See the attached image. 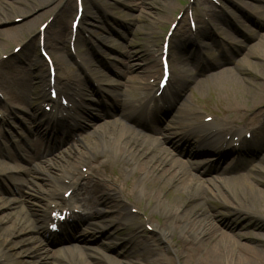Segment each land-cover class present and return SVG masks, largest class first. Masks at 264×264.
Here are the masks:
<instances>
[{
	"label": "bare ground",
	"instance_id": "bare-ground-1",
	"mask_svg": "<svg viewBox=\"0 0 264 264\" xmlns=\"http://www.w3.org/2000/svg\"><path fill=\"white\" fill-rule=\"evenodd\" d=\"M53 1L0 0V22L10 20L13 15L21 18L18 24L0 30V54L6 53L7 46L4 45H8L9 42H16L24 52L23 57L10 54L7 58L10 60L12 57L13 61H9L7 67L9 70L6 74L0 76V88L3 89L6 101L0 100V106L9 104L24 109L31 119L33 128L43 121L52 124L50 130L53 132V137L49 144L59 137V132L56 131L58 124H62L64 129H69L77 124L73 116L75 111L72 112V110L74 108L75 110H82L83 101L86 99L85 88L82 86L81 80L69 76V71L72 69L64 66L66 61L61 57V52H65L67 56L71 55L67 47V43L70 41V27H67V22L64 19L61 18L59 21L58 12L55 14L59 21L57 30L52 34L45 33L43 41L44 47L55 57L56 68L53 86L48 80L47 62L41 55L35 54V46H38L39 40L34 21L37 16L51 15L56 6L48 7L32 19H27V14H32L31 11L37 8L47 7ZM260 1L264 2V0ZM60 2H62L59 9L61 15L67 14L71 10H74V15L76 14V0H60ZM238 3L247 8L253 6L251 2L239 0ZM94 4V0H82L81 19L87 20L88 16H92L95 9ZM203 4L204 14H214L215 9L208 1L204 0ZM163 7L170 22L174 21L173 14L181 11L180 8H176L171 3H166ZM260 10L264 14V7H261ZM220 11L222 16L231 15L239 26H244L253 37H257L256 43L251 48L258 46L252 51L255 60L258 59L259 63L249 62L248 64L251 68H259L258 73L263 76L264 33L258 34L255 30L249 29L227 8ZM259 16H261L260 19L264 20V15ZM195 19L199 27L206 23L203 15L196 14ZM57 20L54 22L56 23ZM157 23L160 24L158 20ZM82 24L83 22H81ZM219 30L221 29L219 28ZM206 31L205 28L199 30L198 38H206L208 36ZM83 32L84 30L78 27L74 44L80 40L78 33ZM90 33L96 37L92 32ZM27 36H29L28 39H26ZM101 39L105 40V38ZM196 41L197 39H192L185 29L179 30V34L170 40L169 50L170 48L182 49L185 44L196 43ZM154 46L158 47L157 52L145 50L143 56L142 54L140 56L141 62L131 64L128 63V60H119L121 65L113 68L119 77L132 72L131 76L125 80L127 83L124 85V95L121 99L117 97L122 94V91L117 88V84H121V82L115 80L107 83L103 82L105 81L104 78L102 79L101 82L109 84L112 88L102 89V92L104 90V92L109 93L115 105L123 106L127 111H123L119 118L102 122L99 126H105V128L101 131L99 139L91 140L85 151L75 148L74 152H69L70 155H68L71 160H66L63 162L64 165L57 167L60 174L50 177L48 187L51 189L46 188L47 190H44L47 192V197H40L47 203L24 211L21 208L17 209L13 220L9 219L7 225L0 219L5 224L0 231V264H15L18 262V260L15 261V257L22 254L30 257H41L40 252L45 249L42 242L47 241L46 237L49 240L55 234L71 236L79 242L88 243L93 236L88 232L87 224L85 225L83 222H85L86 216L92 218L102 215L104 209L102 207L95 208L98 203L108 206L106 213L114 212L112 216L122 220V224L128 228L129 234L133 235L135 229L140 228L145 223L149 224L150 221L149 214H145L143 219H139L135 213L130 212L131 208H136L137 211L144 214L145 208L141 207L143 199L150 202L151 205H156L162 212L155 229H153L156 230L160 241L171 244L170 240L173 239V244L177 247V255L182 257L186 263L264 264V249L261 246L264 243V168L259 164V162L264 163V154L260 156L258 163L252 158L253 152L264 147V96L258 97L256 95L251 99L244 97L227 99L225 102L227 107L222 110L221 116L212 119L210 122L204 121L198 115L196 116L194 110L188 109L182 102L179 110H175L169 120L171 124L161 126L156 123L160 117L159 113L164 107L172 105V99L166 96L167 94L173 95L180 89L182 82L179 76L186 72L184 61L190 60L191 55L173 57V60L178 63V67H170L172 82L157 97L153 93L154 89L157 90V86L147 83L149 71L153 76L162 72L156 55L160 53L161 46ZM119 53L126 56L127 59L129 58L126 50L121 49ZM193 56L196 60L195 67L203 63L200 62L201 57L197 51ZM1 62L4 63V60H0ZM185 62L187 63V61ZM78 63L83 68L85 77L88 75V72L85 73L86 70L98 74L96 65L85 60L84 56L79 58ZM33 68L36 69L35 73L31 71ZM102 76L104 77V74ZM34 80H38L42 86V90L38 94L30 92ZM193 80L199 85L202 82L209 83L208 87H226L228 84L230 87H239V78L224 71L210 74L204 79L206 81L198 80L195 77ZM155 86L156 88H154ZM52 87L57 89L58 98L60 100L66 98L67 103H71V107L56 104V100L50 98L48 89ZM33 94L35 100L41 99L46 105H52L50 114L41 111L40 107L34 103ZM182 115H187L192 120L195 119L186 124ZM260 119H262L261 125H254ZM6 123L7 119H4V124ZM235 123L239 124L238 127H235ZM239 128L246 129L243 136H240ZM45 129H47L46 126L42 129H34L33 133L27 129V140L25 138L27 144L30 146L40 145V147L30 153L27 160L29 165L26 168L20 169V165L11 167L7 163H1L0 174H4L3 176L7 178H5L7 181L2 182L20 191L26 183L20 177L12 176L14 172L24 171L30 176V173L32 175L40 172L41 163L51 161L40 157L48 147V143L44 146L41 145V137L44 135ZM248 129H251L249 140L245 138ZM144 130L150 131V133L148 134ZM228 134L239 137L237 140H233V136L225 140V135ZM181 141H185L186 144L193 142L196 145V150L192 153L190 151L189 157L207 152L213 155L214 160L204 165L198 164L197 173H194L189 162L176 158L165 146L166 143L169 146H174ZM1 156H6L14 161L13 156L7 151L0 150ZM81 167L86 168L84 172L80 170ZM210 168L216 170L215 175L204 177ZM161 180L163 184H158ZM156 185L158 191L152 189ZM168 186H174L173 189L176 193L180 191L188 196L192 205H189V202L179 196V202L175 204L173 201L166 200L169 204L173 203L172 207L167 208L163 201V194L166 193L169 200L174 198L171 191H165ZM191 187L192 189H190ZM61 188H64L62 194L60 193ZM71 189L72 192L83 190L86 195L78 201L73 200L71 195L64 197V193ZM36 193L41 194L42 192L36 191ZM0 201V209L13 208L18 202L17 199H5L4 197H0ZM211 201L219 204L221 209L241 216L244 222L235 224L229 220L217 221L218 215L222 214L219 211L205 208V205ZM56 206L70 209L72 219L61 224L58 232L52 233L46 228L45 222L48 220L50 210ZM80 208H82L81 212L86 213V215L75 211L76 209L80 210ZM215 208L217 206H214ZM8 214H13V210H9ZM103 220L106 227L102 229V233H106L107 236H114V225L110 224L105 217ZM247 228L250 229L243 231ZM175 230L180 234V237L176 239L173 238V231ZM21 234H32V240L38 243H34V247L26 249L22 240L17 238ZM135 242L136 246L145 251L148 256V259L142 256L148 261V264H171L169 257L162 252L161 246L155 238L146 237ZM17 246L19 247L17 248ZM73 246L76 248L75 245ZM77 247L89 249L88 244ZM124 247L125 245L121 249ZM118 254L122 258H113L114 264H129L124 263L128 257V252L118 250ZM75 256L77 264H92L85 259L83 252L75 253ZM99 257L105 259L102 254ZM52 264L75 263L73 259L69 258Z\"/></svg>",
	"mask_w": 264,
	"mask_h": 264
},
{
	"label": "rangeland",
	"instance_id": "rangeland-1",
	"mask_svg": "<svg viewBox=\"0 0 264 264\" xmlns=\"http://www.w3.org/2000/svg\"><path fill=\"white\" fill-rule=\"evenodd\" d=\"M96 1L98 5H96V7L93 6L95 9L92 16H88L86 18L87 20H83L85 24V30L87 32H92L94 35H96V37H93L91 35V41L89 43L88 40H83V33L78 34L80 40L75 45L74 51L71 50V54L73 56H67L65 52H61L62 59L66 61L64 62V65H67L69 66L67 68L72 69L69 71V76L77 80H81L82 86L85 88L87 99L84 102V106L86 107L90 115L84 120L80 119V121L78 122V126L75 127L73 131H70L68 134L61 136L58 140H56V145L49 152H47L46 155H44L45 158L51 161H48V163L43 161L44 163H41L42 168L40 169V172L34 173L32 175L30 173V176L26 173L17 174V176L24 179L26 183L21 187L22 194L14 191L10 185L9 187L7 184L2 182V185L10 193L3 192L0 188V197H4L5 199H12L14 197L18 199L17 205L15 207L0 209V219H2V221H4L6 225L9 223V219L11 221L13 220L14 213L17 209L21 208L24 211L28 208H35L39 205L45 204L46 201L40 199L36 200L35 197L29 195H36V191H39L42 192L41 194H39L40 197H42V195H44V197H47V192L45 193L44 190H47L46 188L51 189V187H48V185L50 184V177L52 175H59L60 172L58 171L57 167L60 165H64V161L71 160L69 159V152H74L75 148L81 151H85L88 148L91 140L99 139L101 131L103 130V128H105V126H99L102 122L112 121L113 119L121 116V113H123L121 110V106H115L109 100L104 101V99L102 100V103L97 106L95 105V103H93L92 100H95L97 99V97L104 95V92H102L100 89H112L107 84H103L101 82V79L103 78L108 83L115 80L121 82V84H117V88L120 91L124 90L125 77H119L113 71L114 67L121 65V62H119V60H128V63L131 64L139 63L141 62L140 56L141 54L143 56V52L145 50L150 49L151 47H153V45H159L161 43V36L170 24V19L167 18V14L164 13L163 5H165L166 3H171L174 4L176 8L182 9V11L184 12L180 17V23L178 25L179 30L185 29L188 31V33L192 34L193 32L189 31L187 20L188 13H186V11L190 7L192 16H194L195 14H199L204 10V0ZM206 1H208L214 7L213 9H215L214 14L206 15L207 20L209 21L207 31L209 37L207 39H203L201 37L198 38L199 40L203 39L205 41L204 45H206V48H203L205 51L202 49V53L203 56L206 57L207 61H204L205 64L204 62L203 64L205 66H203L196 72L194 68H192L191 64L194 62L189 59L185 60L187 61V64L184 65V67L187 68V71L182 73L180 76L182 84L179 91H177L172 97L174 99V104L171 108H169L168 110L166 109L165 111L163 110L162 112L163 120L160 122L162 126L169 123L173 111L182 102L186 105V107L193 109L195 111V114L201 117L217 118L221 116L220 113L222 112V110L227 107L225 103L227 99H235L236 97L251 99L256 95L258 97L264 96V74L263 76H261L258 73L259 68H251L248 64L249 62H258V59L255 60L252 51L253 49L258 48V46L251 48V46L256 43L255 41H257V37H253L252 34L248 32L244 26H239L231 15L229 16L225 14L224 16H222L219 12L220 10H223V8H227L238 18V20H240V22H242L249 29L255 30L258 34H263L264 20L262 18L260 19L261 16L259 15H264L260 10L261 7H264V2H261L260 0H240L242 2H251L253 4L252 7L247 8L244 5L238 3L239 0ZM52 6H56L59 10L60 0H54L47 7L32 10V14H27L28 17H26L27 19H32L38 14L42 13L48 7ZM72 11L68 12L69 14L67 13L64 15H61V11L58 12L59 21L61 18L64 19L67 22L68 28L72 19ZM54 13L55 11L52 12L51 15L49 14L41 17L37 16L36 20L34 21L35 30L37 26H39L42 22L52 19ZM174 14L173 16H175ZM20 19V17H16L13 15L8 21H1L0 30L18 24L20 22ZM55 20H57V15L53 18V22H51L52 24L47 27L48 33L50 34L54 33L59 26V21L57 20V22L55 23ZM157 20L158 22H160V24L157 23ZM161 22H163V24H161ZM205 27V25L201 26V29H204ZM219 28L221 30H219ZM196 36L198 37V34ZM100 37L105 38V40L101 39ZM28 38L29 36H27L26 39ZM16 45V42H9L8 45H4L7 46L5 55L14 53L13 49L16 47ZM121 49L127 51V53L129 54L128 59L126 58V56H123L121 53H119ZM194 49L195 47L190 44H187L186 48H183L182 50L172 48V50H170V64L172 59V64H174L175 67H178V63L173 60V57L179 55H183L185 57L188 53L194 54ZM23 54V49H21L18 52H15L14 55H16L17 57H23ZM35 54L39 55L37 46H35ZM75 55L82 57L84 56L85 60L93 62L96 65L98 74L90 71V75L92 76V78L90 79H92V81L87 79V77H84L81 67L75 60ZM51 56L52 59H55L53 55ZM12 59L13 58L10 57V60L5 59L4 63H0L1 77L5 75L9 70L7 67L9 65V61H13ZM31 71L35 73L36 69L33 68ZM219 71L231 73L239 78V87H230V84H228L226 87H208L209 83L202 82L201 85H199L196 84L193 80L195 77L198 80L203 79V81H206L204 79L207 78L210 74ZM131 73L132 72H129L127 76H131ZM101 74H104V77ZM156 75H154V77ZM150 76L153 75L152 73L148 72V78ZM152 79L153 78L150 77L147 82L151 84ZM41 89L42 86L40 82L38 80H34L30 91L39 93ZM123 95L124 93L121 94V96ZM0 97H2V101L3 99L5 100V95L3 93V89L1 90V88ZM38 106H42V100H39ZM10 109H12V111H9V107L0 108V114H2V117L7 116L6 119H8V122L6 124L3 123V125L0 124V127L2 129V134L4 137L14 139V135H17V137H19V135L21 136V134H25L21 123L29 126V121H26L25 111H23L20 107L10 105ZM182 117L183 121L187 122L186 124H188V122H192L189 116L182 115ZM261 122L262 119H260L254 125L260 126ZM238 125V123H235V127H238ZM108 128L109 127L107 126V129ZM243 132L244 129H241V134H243ZM1 146H5L7 150L10 151V153H13V151H15V145L13 146L10 141L0 144V147ZM16 148H18V156L16 155L17 163L21 166H27L23 160L24 157L27 156V149L23 148L19 143L17 144ZM194 149L195 146L193 144H190V146L181 145L175 148H169L171 153L173 152L172 154L175 155L176 158L181 159L184 162H189V166L191 167L192 171L194 173H197V171L195 170V163H209L213 155L211 153L203 152L189 157V152H194ZM178 152L183 153L184 156H181ZM262 154H264V147L252 153V158L254 159V161H256V163H258V160ZM224 158L222 159L223 163ZM4 162H7L8 164H10V166L13 167V163L11 161L4 160ZM259 164H261V166L264 168V163L259 162ZM80 170L84 172L85 167H81ZM215 173L216 170L214 168L209 169L204 177L215 175ZM158 184H163V181H159ZM157 185L152 188L154 189V191H158ZM173 188L174 186H168L165 189V191L169 190L172 192V197L174 196L172 200L168 199V195L166 193L163 194V201L165 202L164 204L167 208L172 207L173 203H178L180 199L179 196H181L186 202H189V205L191 204L190 198H188V196H185V194L180 191L176 193ZM190 189H192V187ZM83 193L85 192L82 190L78 194L75 193L74 196L79 197L82 196ZM166 200L170 202L173 201V203L169 204V202H167ZM218 205L214 201H211V203L205 205V208L219 211L222 214L218 215L217 221L229 220L235 224H241L244 222V219L241 218V216L221 209ZM214 206H217V208L214 209ZM98 207H102L104 209L102 215L93 217L91 219L87 218L85 222L87 223L88 232H90V234H92L93 236L88 243L89 249H80L77 246H82L83 243L75 240L74 238L65 237L57 241H47L44 244L42 243V245L45 246V249L40 252L41 257L39 258L37 256H25V254L16 256L15 261L18 260V262L15 264H52L56 261H64L69 258L73 259L74 263L77 264L75 253L80 254L82 252L85 253V259L92 264H114L112 261L113 258H122L120 254L117 255L118 250L126 251L129 253L124 263L148 264V261L146 260L148 259V256L146 255L145 251L136 246L135 242L146 237L155 238L158 241L159 245L161 246L162 252L169 257L168 259L171 264H188L182 259V257H179L177 255V247L174 246L173 239L170 240L172 242L171 244H165V242L163 243L160 241L156 230H153L157 225L159 215L162 213L156 205H151L150 202H146L143 199L141 201V207L145 208L144 214H141V212L137 211L136 208L131 209L130 212L132 214L135 213V215L139 219H143V216L145 214H149L150 216L149 224L145 223L140 228L135 229L133 231V235L129 234V230L128 228L124 227V225L122 224V220H119L118 218H115V216H112L114 212L106 213L108 211V206H106L105 204L99 205L98 203L95 208ZM9 210H13V214H8ZM103 217H105L110 224L114 225V236H107L106 233H102V229L106 227ZM2 221H0V231H2L1 228H4L5 226ZM249 229L247 228L243 231H248ZM31 235L32 234H21V236L17 237L18 240H22V242L25 244L26 249L34 247V243H38L35 242V240H32ZM178 237H180L179 232L177 230L173 231V238L176 239ZM73 245H75L76 248H73ZM124 245L125 247L121 249V247ZM261 246L264 249V243ZM18 247L19 246H17V248ZM75 250L77 251L75 252ZM101 254L104 255L105 259L99 257L101 256ZM107 256L109 257L107 258Z\"/></svg>",
	"mask_w": 264,
	"mask_h": 264
}]
</instances>
